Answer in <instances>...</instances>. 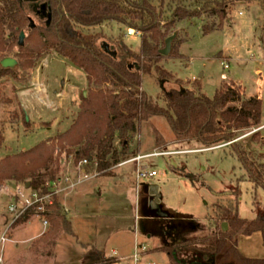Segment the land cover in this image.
<instances>
[{
  "label": "rangeland",
  "instance_id": "1",
  "mask_svg": "<svg viewBox=\"0 0 264 264\" xmlns=\"http://www.w3.org/2000/svg\"><path fill=\"white\" fill-rule=\"evenodd\" d=\"M24 1L27 3V12L35 28L50 25L48 18L50 12L45 4L37 0ZM196 3L193 1L191 6L196 7ZM44 6H46V12ZM225 14V21L221 27H219L220 21L217 17L208 15H203L200 19H189L176 23L169 34L170 37L175 36V40L184 42L178 51L184 58L165 56L159 65L172 74L171 87L174 86L175 80L179 79L184 81V89L195 90L197 94L202 93L210 99L215 96L216 91L223 84L237 88L245 99L253 95L257 97L260 93L264 117V6L253 0H238L225 11ZM171 17L170 9L166 10L165 18L171 20ZM205 25L211 28L208 35H203L202 32V27ZM128 30L116 23H106L84 31V33L99 36V43L105 47L123 41L133 51L139 52L141 34L129 36ZM36 40V37L25 39V49H33ZM16 50L18 48L0 55V62L7 58L17 61L12 72L0 77V136L3 139L0 146V161L7 156H16L29 151L68 131L80 112L82 95L84 92L87 94L90 88L86 75L55 52L43 55L36 69L30 72L24 63L26 51ZM224 64H227L229 69H225ZM194 82L198 83L194 84ZM197 84H200L201 90L197 89ZM105 88L111 89L112 87L105 86ZM112 89L119 91L117 88ZM143 90L148 96L155 100L159 99V103L164 105L162 98L165 95L161 89V80L156 73L143 77ZM25 115L29 119V126L24 122ZM263 125L262 121L258 126L235 131L233 142L205 147L196 142L176 140L167 120L157 117L142 125L141 139L139 135L132 142L133 154L128 160L120 163L121 165L144 155V152L147 155L163 153L162 156L140 162V167L147 166L149 171H156V177L142 180L139 184L135 179L137 163H130L122 168L118 164L110 170L111 176L101 174L100 177H115L119 182L117 171L121 168L120 171L128 173L121 187L113 179H93L83 186L92 187L95 194L101 191L103 197L104 194L105 196L109 194L102 206L108 209L110 229L129 228L136 231V236L139 237L140 242L146 243L150 252L159 251L161 239L154 237L149 239L139 234L137 227L139 224L142 230L145 228L144 213L145 210L151 208L153 200L150 194L151 186L159 189L161 196L159 208L167 211L175 219H188L183 222L188 226L194 223L201 225L207 222L213 223L216 217L215 205L234 202L238 187L243 190L240 214L245 218H254L251 207V184L249 182L239 183L238 179L244 177L246 173L238 159L234 157L231 144L236 143L239 146L246 159L261 172L264 179V130L253 133ZM154 129H157L163 137V142L160 144L156 143ZM141 143L142 149L140 148ZM116 144L119 146L118 141ZM54 150V156L59 161L51 166L49 173L56 172V170L57 173L54 180H50L51 176H45L47 189L52 188L54 183L57 187L67 177L72 180V177L78 173L76 167L78 168L81 162L77 161L75 155L77 149L67 148L63 153H59V156L56 144ZM198 150L202 151L191 152ZM174 151L179 153H173ZM91 155L94 153L83 155V160L88 161V164L83 166L88 174H93L97 169L96 161L89 163L88 159ZM40 173H44V170ZM27 182H30V179L23 182L5 181L0 186V227L6 217L4 212L13 196L4 193L3 188L16 184L25 185ZM132 186L136 188L140 186L139 191L143 189L141 212L140 214L138 212L137 217L135 203L139 191L136 193ZM256 202L261 203V206L264 205L262 188L258 189ZM151 222H156L152 225L155 229L163 221ZM51 224L49 222V227L45 231L39 219L32 216L29 221L15 227L11 240L14 231L19 227L22 228L14 236V242H17L19 246L16 248V244L9 243L8 245L18 252L15 253L18 258L16 261L12 260L9 253L7 264H14V262L15 264H69L75 258L79 248L75 238L66 235L57 247L53 246L55 240L53 233L32 241V238L39 232L47 234L52 227ZM77 229L84 238L92 237L90 229L84 224L79 223ZM162 232L167 239H172L170 230L162 229ZM133 239L134 235H126L113 244L122 249L123 255H131ZM112 248L113 246L109 245L107 250L110 251ZM97 256L98 252L95 251L93 257ZM152 261L155 264H170L166 254L157 255ZM121 264L126 263L121 262Z\"/></svg>",
  "mask_w": 264,
  "mask_h": 264
},
{
  "label": "trees",
  "instance_id": "2",
  "mask_svg": "<svg viewBox=\"0 0 264 264\" xmlns=\"http://www.w3.org/2000/svg\"><path fill=\"white\" fill-rule=\"evenodd\" d=\"M37 1L47 6L51 22L49 26L30 30L27 3L24 0H0V55L16 48L19 52L26 51L24 63L26 69L33 72L43 55L55 52L86 75L90 88L86 96L82 95L80 112L68 131L29 151L7 156L0 161V186L5 181L23 182L30 179V189L47 193L44 178L51 176L50 180L55 179L57 170L49 171L59 161L54 156L55 144L59 149L58 156L67 148L77 149L75 155L78 162L83 160L84 154L94 153L89 157V162L96 161L99 174L111 176L110 170L133 154L131 144L140 135L142 125L157 117L167 120L176 140L194 141L205 147L233 142L235 131L262 123L263 103L259 97L245 99L237 88L227 84H223L212 99L202 93L197 94L195 90L184 89V81L179 79L171 87L172 74L159 65L165 58L161 51L165 49L166 40L176 23L208 15L217 17L221 27L225 21V11L238 0ZM193 1L197 2L194 8L191 6ZM253 1L264 6V0ZM167 7L172 12L171 20L165 18L166 10H169ZM106 23H116L140 33L139 52L133 51L123 41L109 46L108 51L99 43V36L84 33ZM76 30L79 32L76 33ZM22 32L26 33V39L37 38L33 49L18 46ZM202 32L208 35L211 28L205 25ZM183 43L174 39L167 57L184 58L178 52ZM13 68L5 69L0 62V77L12 72ZM152 73H156L161 80L164 105L143 90V77ZM197 89L201 90L200 84H197ZM24 122L30 125L26 115ZM154 133L156 143L163 142L157 129H154ZM2 142L0 136V146ZM231 148L246 173L238 179L239 183L251 184L254 218H245L240 214L243 190L239 187L234 202L215 205L213 223L188 226L183 224L188 219H175L167 211L163 210L167 216L161 218L154 209L145 210V218L163 221L155 229L152 225L156 222L146 227L145 234L161 239L159 251L167 255L170 264H264V257H245L237 245L239 234L251 236L260 232L264 246V205L256 202L258 189L264 190V179L236 143H232ZM41 170L44 173H40ZM60 210L59 198L54 197V206L48 216L52 227L44 237L49 233L55 235V240L62 233L75 237L70 222L60 214ZM27 221L29 217L17 221L14 227ZM224 223L228 225L227 231H223ZM162 229L170 230L171 240L166 238ZM94 252L92 250L88 254V260L91 258V261L95 259L100 263L112 264L100 253L93 257Z\"/></svg>",
  "mask_w": 264,
  "mask_h": 264
},
{
  "label": "crops",
  "instance_id": "3",
  "mask_svg": "<svg viewBox=\"0 0 264 264\" xmlns=\"http://www.w3.org/2000/svg\"><path fill=\"white\" fill-rule=\"evenodd\" d=\"M139 47H140V44H139ZM239 87L243 88L242 86H239ZM248 97L249 98L255 97V95L248 96ZM257 97H259L261 99V94L258 93ZM21 102H22V100H21ZM154 119H152V121ZM263 122H264V117H263ZM140 139H141V135H140ZM188 143H194V141H190ZM132 145L133 144H131V147H132ZM140 148L142 149V143H141ZM201 151L202 150L191 151V152H201ZM142 153H143V151H142ZM145 153L146 152H144V155H140V156H146L147 154H145ZM173 153H179V152L174 151ZM129 164L130 163L121 164V165L119 164V165L122 168V167L129 165ZM143 167H147V166H143ZM120 169H118V171H117V173L119 174V182H117V179L115 177L114 178L113 177L112 178L100 177L101 174H99L97 172V169L93 174H88L86 171V168L79 166L78 168L76 167V170H78V173L76 174L77 177L73 175L74 177H72V181H71L75 184L74 188L67 189L66 188L67 184L64 182V180H62L59 183L58 197H59V201L61 204L60 214L62 216H64L70 222L71 228H72V231L74 232L75 237H73L69 234H66V233H62L61 235H59L57 237L56 240L53 241L54 242L53 246L57 247V245L59 244L61 239L66 235L71 236V237L76 239V242L78 243V247H79L78 252L76 253L75 258L73 260H71L69 264H84V263H86V264H106V263H100L101 261H99V260L95 261V259L93 261H91V258H90V260H88L87 256L92 250H95L96 252L100 253L101 256L105 258V260L110 259L112 264H121V262H125L126 264H130V258L134 254L135 247L137 244H142V245L147 247V251L142 253V258H143L142 264H155L152 261V259L157 255L165 254L164 252L157 251V250L155 252H150L146 243L140 242L139 237L136 236V231H132L129 228L128 229H121V230L120 229L114 230L113 228L110 229V227H109L110 224H109V219H108L109 218L108 217L109 212L107 213L108 209L106 210L102 206L106 202V198L109 196V194H107L106 196L104 194V197H103V194L101 193V191H98L95 194V191L92 187L83 186L84 184H86L87 182H89L93 179H96V180H98V179H113L121 187L123 185V181L125 180L128 173L120 171ZM84 173L89 175V177L87 179L84 178V175H83ZM105 185H107V184H105ZM139 187L136 188V187L132 186V188L136 190V193H138L137 191H139V189L141 188V187L140 188ZM142 190L143 189H141L139 191V193L137 194L138 199L136 200V203H135L136 217L139 216L138 212H139V214L141 212ZM143 194H145L144 191H143ZM121 197H124V195H121ZM250 218H252V217H250ZM144 220H145L144 221L145 222L144 230H142L140 228L139 224L137 227L139 229V234L146 236V234H145L146 227H148L149 225H152L151 221H153V219L144 217ZM79 223L80 224L82 223V225L84 224L86 226V228L90 229L89 231L92 233L90 236H92V237L88 236V237L84 238L81 235L80 231L77 229V225ZM43 227L46 231L49 226L48 227L43 226ZM21 229L19 227L14 231L13 238L9 242L10 244H13V245L16 244L17 245L16 248H18L19 245L17 242L16 243L14 242V236H15V233ZM45 233L46 232H44V233L39 232L37 235H35L32 238V241L42 238ZM126 235H134V239H133L134 245H133V250H132L131 255H123L122 249L119 246L114 245L115 242L120 239V237H124ZM147 238L150 239L152 237H147ZM154 238L157 239V237H154ZM247 242H249V243L246 244ZM8 244L6 245V250H5V263L6 264H7V261L9 259L8 258L9 253H10V257L12 260L16 261L18 258V257H16L17 256L16 254L18 252L15 251V249L13 247H9ZM109 245L113 246V248L110 251L107 250ZM237 245H238L239 252L245 257L253 258V259H260V258L264 257L263 238H262V234L260 232H256V233L252 234L251 236H245L243 234H239L237 237ZM14 264H15V262H14Z\"/></svg>",
  "mask_w": 264,
  "mask_h": 264
},
{
  "label": "built area",
  "instance_id": "4",
  "mask_svg": "<svg viewBox=\"0 0 264 264\" xmlns=\"http://www.w3.org/2000/svg\"><path fill=\"white\" fill-rule=\"evenodd\" d=\"M133 34L140 35V33L136 32L133 29L128 30V35L132 36ZM225 69H229L227 64H224ZM264 130V125L254 130L253 133H257ZM164 155L163 153H153L146 156H138L130 161L125 162L128 163H137L138 169L136 170V181L140 184L142 180L151 179L157 176L156 171H149L147 167H140V162L142 160L158 157ZM90 163V162H89ZM88 161L83 160L80 162V166L83 167L87 165ZM97 168V165H96ZM84 178L87 179L89 177L88 174L84 173ZM72 180L68 177L64 179V182L67 184V189H72L75 187V184L71 182ZM54 186V187H53ZM52 188H48L47 193H39L32 189H26L25 185L16 184L14 186L8 187L5 186L3 188V192L9 195H13L11 198V202L7 206L6 211L4 212L6 217L5 220L1 223L0 227V264L5 263V250L6 245L11 241V234L14 230V224L25 218L32 216H36L37 219L42 223L43 226H49V214L51 213V208L54 206V197H58L59 193V185L56 186V183ZM59 198V197H58ZM147 251V247L142 244H137L135 247L134 254L130 258V264H142L143 258L142 253Z\"/></svg>",
  "mask_w": 264,
  "mask_h": 264
},
{
  "label": "water",
  "instance_id": "5",
  "mask_svg": "<svg viewBox=\"0 0 264 264\" xmlns=\"http://www.w3.org/2000/svg\"><path fill=\"white\" fill-rule=\"evenodd\" d=\"M44 9H45V12H46V6H44ZM49 18V24H50V19H51V14H49L48 16ZM35 28V24L33 22V20L30 21V26H29V29L32 30ZM175 36H172L170 38H168L166 40V48L164 50L161 51V55L163 56H168L171 52V49H172V41L174 40ZM25 39H26V33L25 32H22L20 34V37H19V42H18V46L20 48H23L25 46ZM106 49L109 51L110 50V47L107 45ZM17 65V61L12 59V58H7V59H4L2 62H1V66L5 69H10V68H13ZM86 92H84V96H86ZM27 120H29L27 118ZM25 188L26 189H30V183H26L25 184ZM159 189L158 187L156 186H151L150 187V194L153 196V200L151 202V208L154 209V210H157V214L158 216H160L161 218H165L167 215L166 213H164L160 208H159V204H160V198L161 196L159 195ZM223 231H227L228 229V225L227 223H224L223 226Z\"/></svg>",
  "mask_w": 264,
  "mask_h": 264
}]
</instances>
